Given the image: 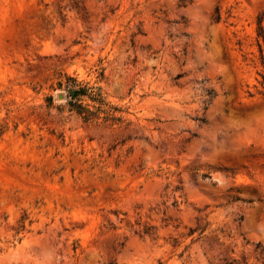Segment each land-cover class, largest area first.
I'll return each mask as SVG.
<instances>
[{"label": "rangeland", "instance_id": "1", "mask_svg": "<svg viewBox=\"0 0 264 264\" xmlns=\"http://www.w3.org/2000/svg\"><path fill=\"white\" fill-rule=\"evenodd\" d=\"M0 264H264V0H0Z\"/></svg>", "mask_w": 264, "mask_h": 264}, {"label": "trees", "instance_id": "2", "mask_svg": "<svg viewBox=\"0 0 264 264\" xmlns=\"http://www.w3.org/2000/svg\"><path fill=\"white\" fill-rule=\"evenodd\" d=\"M60 87H63L64 83H59ZM70 86L71 90L69 95L71 101L69 103L71 111H74L84 122L91 123L96 120L102 119L105 123H117L122 122L121 118L114 115V112L119 109L110 106L103 97L100 90L94 88L81 87L77 84V81H73ZM87 97L90 101L95 103L94 106H85L82 103V98Z\"/></svg>", "mask_w": 264, "mask_h": 264}]
</instances>
